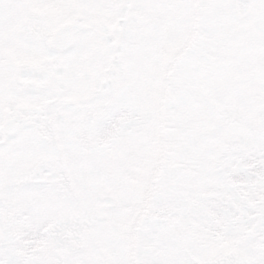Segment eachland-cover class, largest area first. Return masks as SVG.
I'll return each instance as SVG.
<instances>
[{"label": "snow or ice", "instance_id": "1", "mask_svg": "<svg viewBox=\"0 0 264 264\" xmlns=\"http://www.w3.org/2000/svg\"><path fill=\"white\" fill-rule=\"evenodd\" d=\"M0 264H264V0H0Z\"/></svg>", "mask_w": 264, "mask_h": 264}]
</instances>
